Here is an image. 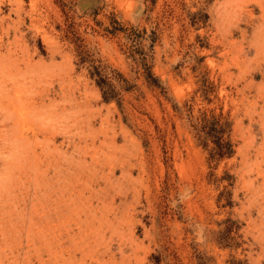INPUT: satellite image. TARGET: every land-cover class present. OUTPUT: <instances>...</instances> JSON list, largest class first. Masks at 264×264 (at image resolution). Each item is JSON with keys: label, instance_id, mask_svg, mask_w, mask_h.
Listing matches in <instances>:
<instances>
[{"label": "rangeland", "instance_id": "374dc122", "mask_svg": "<svg viewBox=\"0 0 264 264\" xmlns=\"http://www.w3.org/2000/svg\"><path fill=\"white\" fill-rule=\"evenodd\" d=\"M0 264H264V0H0Z\"/></svg>", "mask_w": 264, "mask_h": 264}, {"label": "trees", "instance_id": "16d2710c", "mask_svg": "<svg viewBox=\"0 0 264 264\" xmlns=\"http://www.w3.org/2000/svg\"><path fill=\"white\" fill-rule=\"evenodd\" d=\"M84 61L80 58L79 63L81 64ZM138 65L141 66L142 74L147 85L162 89L158 80L150 74L149 67L146 66L143 58L139 60ZM113 74L106 73V68L100 64L94 65L91 63L87 67L88 78L99 90L101 100L105 103L114 101L119 107L120 100L118 96L121 87L118 83L123 82L126 84V81L119 74ZM191 127L195 131L198 145L202 148H207L208 144H211L209 149V157L211 159H222L232 156V144L229 141L230 123L228 121L220 119L219 117H206L201 114L200 118H197ZM153 261L154 263L159 262L158 258H154Z\"/></svg>", "mask_w": 264, "mask_h": 264}]
</instances>
